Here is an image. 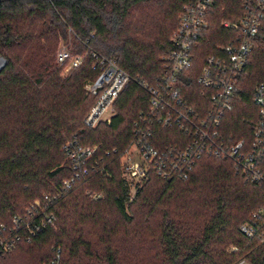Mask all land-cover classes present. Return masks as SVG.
Returning <instances> with one entry per match:
<instances>
[{"label": "trees", "instance_id": "trees-1", "mask_svg": "<svg viewBox=\"0 0 264 264\" xmlns=\"http://www.w3.org/2000/svg\"><path fill=\"white\" fill-rule=\"evenodd\" d=\"M184 2L0 0V224L11 226L13 216H23L33 200L52 194L70 176L62 150L69 139L97 145L95 156L105 171L91 173L62 194L50 208L54 226L1 256L0 264H42L57 247L60 264H122L123 250L129 254L136 238L142 244L147 228H156L150 264H264V218L253 237L239 228L262 206L264 195L236 174L229 160L202 157L184 180L150 173L127 205L120 155L148 95L130 82L114 104L110 123L86 127L84 118L95 102L84 90L97 77L92 58L86 55L64 77L63 65L56 62L58 39L70 34L79 42L78 53L89 49L112 58L131 78L156 85ZM241 2L214 0L209 8L205 40L187 80L190 91L198 88L195 78L205 58L231 39L233 31L220 23L239 18ZM237 79L241 100L226 116V131L236 140H249L257 119L253 87L264 83V19ZM156 132L161 147L180 136L173 129ZM119 241L123 247L116 245Z\"/></svg>", "mask_w": 264, "mask_h": 264}, {"label": "built area", "instance_id": "built-area-1", "mask_svg": "<svg viewBox=\"0 0 264 264\" xmlns=\"http://www.w3.org/2000/svg\"><path fill=\"white\" fill-rule=\"evenodd\" d=\"M213 3L214 0H185L177 26L170 34L156 85L131 78L114 59L100 57L89 49L85 54L72 53L60 45L56 51V62L70 70L80 66L86 55L92 58L91 67L97 77L88 80L84 90L95 97V102L84 118L86 127L110 123L116 113L114 104L130 82L147 93V107L133 120L132 140L120 155L124 178L132 188L147 182L150 173L163 180H184L200 158L211 157L229 160L235 173L246 183L258 186L264 195V83L256 84L251 95L257 109L251 139L244 136L236 140L227 133L225 122L234 104L241 100L237 78L262 28L264 0H242L241 16L220 23L233 31V35L227 44L217 45L214 54L205 58L195 78L198 88L190 91L187 80L193 74L199 45L205 40L208 11ZM189 94H193L192 101L186 98ZM156 128L177 130L180 136L173 144L161 147L157 145ZM97 148L82 144L75 137L63 145L70 176L52 194L33 200L23 216H13L11 226L0 224V257L23 242H32L43 230L54 226L56 216L50 208L62 194L91 173L105 172L95 156ZM262 218L264 201L252 213L250 221L240 224V231L248 238L253 237ZM60 260L61 249L57 247L42 264H60Z\"/></svg>", "mask_w": 264, "mask_h": 264}, {"label": "rangeland", "instance_id": "rangeland-1", "mask_svg": "<svg viewBox=\"0 0 264 264\" xmlns=\"http://www.w3.org/2000/svg\"><path fill=\"white\" fill-rule=\"evenodd\" d=\"M60 45L67 47L68 49L71 50L72 53H76L77 51H79L78 40H76L74 38V36L70 35V34L67 36L66 39H63L61 37L58 39L57 49L60 47ZM82 53L85 54V51H83ZM54 63H55V61H54ZM69 72H70V69H68L67 66L65 67V65H63L61 76L64 77ZM120 164H121V161H120ZM122 178L125 181V183L128 187V190H129V199L127 202V205H128L129 203H131L134 200L137 191L139 189H141L145 185L146 182L144 184L140 185L139 188L136 189V188H132L131 186H129L127 184V182L124 178L123 172H122ZM127 212L129 215L132 214V211L129 208L127 209ZM113 217L116 218L114 214H113ZM128 228L132 232L134 231L133 229H135V227H133L132 225ZM155 229L156 228H147L146 231H144L146 233V236H145V238H142V240L144 241L142 244L138 243L139 242L138 238L134 239V241L132 240L133 242L129 243V247H130L131 251H129V254H127L123 250V253H122L123 256L122 255L120 256V259L122 260L121 261L122 264H125L123 262H130V263H138L139 262L141 264H150L154 252L149 251L148 249L151 248L152 246H155V242H156L155 237L152 235V233L154 231H156ZM116 245L121 247L122 242L119 241L118 243H116ZM103 263H101V264H103ZM236 264H247V263H236Z\"/></svg>", "mask_w": 264, "mask_h": 264}, {"label": "water", "instance_id": "water-1", "mask_svg": "<svg viewBox=\"0 0 264 264\" xmlns=\"http://www.w3.org/2000/svg\"><path fill=\"white\" fill-rule=\"evenodd\" d=\"M3 61L2 60H0V69H1V67L3 66Z\"/></svg>", "mask_w": 264, "mask_h": 264}]
</instances>
